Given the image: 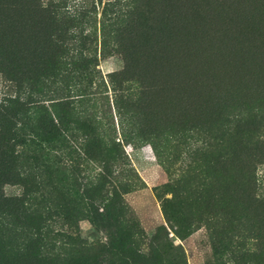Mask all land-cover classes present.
I'll list each match as a JSON object with an SVG mask.
<instances>
[{"label":"trees","instance_id":"1","mask_svg":"<svg viewBox=\"0 0 264 264\" xmlns=\"http://www.w3.org/2000/svg\"><path fill=\"white\" fill-rule=\"evenodd\" d=\"M194 1L164 16L159 0H130L115 19L125 61L109 75L116 127L93 112L86 87L75 100L49 97L68 52L66 0H0V74L14 89L0 96V264H129L152 251L184 264L179 245L161 252L146 237L123 198L145 185L125 145L146 144L175 176L160 187L169 198L157 193L173 234L205 225L217 264L225 254L264 264V245L245 258L235 240L264 239V0ZM101 32L104 48L110 34ZM5 185L21 193L6 195ZM84 220L99 237L81 234Z\"/></svg>","mask_w":264,"mask_h":264},{"label":"rangeland","instance_id":"2","mask_svg":"<svg viewBox=\"0 0 264 264\" xmlns=\"http://www.w3.org/2000/svg\"><path fill=\"white\" fill-rule=\"evenodd\" d=\"M196 3L194 0H172L169 2L168 0H159V4L161 5L159 7L161 10H166L165 16L167 10L169 11L170 8H185L190 5L195 6ZM129 4L130 0H66V8L68 9L66 14L71 19V22H69L71 27L68 32V52L66 54L60 53V60L62 62L56 67L54 78H52L53 85L50 87L51 91L49 93V97L54 100H73V98L75 100L80 90L77 88L84 90L86 87L85 94L95 101L93 112L103 122L113 121L116 127L117 116L113 105L114 92L109 75L116 74V76H120L123 72L125 61L118 52V48L111 36L112 29L115 27V19L117 16H121L123 10ZM101 27L104 28L106 35L110 34L109 36L107 35L109 42L104 48L101 41ZM138 61L139 59L135 58V62ZM83 66H85V70L81 68ZM73 69H76L75 73ZM80 72L83 74L81 77L79 76ZM75 74H78V76L73 78ZM89 78L91 79V85L88 84ZM13 90L12 84L0 74V96L2 94L13 93ZM25 93H30V89L26 87ZM26 94L25 96H27ZM39 98L48 97L39 96ZM109 114H111V118ZM260 134L259 138L264 142V129ZM80 141L81 138L78 136L74 143L78 145ZM198 142L196 141L195 145ZM182 148H184L183 145ZM125 151L131 165L145 185L142 188L123 195V198L133 211L146 237L149 239L155 236L161 252H164L169 243L179 245L183 251L184 264H217L213 254L209 230L205 225L200 226L182 239L175 236L169 229L161 210L160 198H169L170 193L163 192L160 187L171 181L175 176L169 175L157 163L151 146L149 144L141 147L125 145ZM256 181V192L260 197H264V163H259L256 166ZM156 187L158 189H155ZM3 190L6 195L21 193V187L18 185H5ZM157 193L160 195V198L157 196ZM187 209L192 208L187 207ZM78 226L81 234L87 236L89 239L100 236L96 234L85 220L79 222ZM52 227L55 230L58 224L54 223ZM165 231L168 232V237H165ZM253 236L245 232L238 239H235L236 243L239 244V248L247 251L245 252V258L249 252H257L263 249L264 239ZM49 241H52V239ZM229 256V254L223 255L222 262L224 264H234ZM10 259L11 256H5L3 263L12 264ZM30 260L32 259L25 258L19 261L23 262V264H40L37 261L30 262ZM48 260L52 262L51 259ZM162 261L152 251L133 257L132 262L129 264H162ZM111 262L121 264L114 259ZM254 264L262 263L257 259L254 260Z\"/></svg>","mask_w":264,"mask_h":264}]
</instances>
